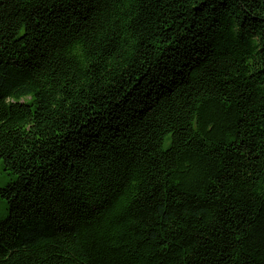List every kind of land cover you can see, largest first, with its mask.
Returning a JSON list of instances; mask_svg holds the SVG:
<instances>
[{
  "label": "trees",
  "instance_id": "trees-1",
  "mask_svg": "<svg viewBox=\"0 0 264 264\" xmlns=\"http://www.w3.org/2000/svg\"><path fill=\"white\" fill-rule=\"evenodd\" d=\"M0 264H264V0H0Z\"/></svg>",
  "mask_w": 264,
  "mask_h": 264
},
{
  "label": "rangeland",
  "instance_id": "rangeland-1",
  "mask_svg": "<svg viewBox=\"0 0 264 264\" xmlns=\"http://www.w3.org/2000/svg\"><path fill=\"white\" fill-rule=\"evenodd\" d=\"M9 180V178L6 176V173L1 171L0 168V187H2L4 185V183H6ZM6 216V212L3 209V206L0 203V218H5Z\"/></svg>",
  "mask_w": 264,
  "mask_h": 264
}]
</instances>
